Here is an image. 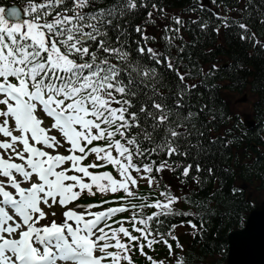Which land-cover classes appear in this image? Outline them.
Wrapping results in <instances>:
<instances>
[{
    "label": "snow or ice",
    "instance_id": "obj_1",
    "mask_svg": "<svg viewBox=\"0 0 264 264\" xmlns=\"http://www.w3.org/2000/svg\"><path fill=\"white\" fill-rule=\"evenodd\" d=\"M198 8L202 0L189 11ZM139 9L151 10L134 26L133 46L126 18ZM23 11L25 19L20 8L0 6V264H136L137 253L147 264H185L179 229L202 238L209 213L194 209L210 205L183 188L215 176L201 159L210 148L195 123L207 106L194 112L187 98L224 66L185 70L186 23L154 0L104 7L98 0H28ZM235 11L240 20L215 13L219 25L191 23L217 35L237 28L241 41L264 51V40L244 22L252 19L244 15L248 6ZM169 19L161 50L148 27ZM228 67L250 71L239 61ZM193 75L198 83L190 82ZM234 139L213 137L210 144L219 140L227 149ZM166 172L178 179L180 195ZM141 181L159 189L158 197L141 194ZM231 193L243 196L242 186ZM85 197L93 202L82 204ZM157 246L167 249L165 257L149 254Z\"/></svg>",
    "mask_w": 264,
    "mask_h": 264
},
{
    "label": "trees",
    "instance_id": "obj_2",
    "mask_svg": "<svg viewBox=\"0 0 264 264\" xmlns=\"http://www.w3.org/2000/svg\"><path fill=\"white\" fill-rule=\"evenodd\" d=\"M103 4H110L113 0H101ZM165 2V3H178L183 0H154V2ZM133 17H136V13H133ZM132 17L126 18V23H130L133 25ZM209 36L206 34L203 35L201 33L195 35V42H199V44L207 43V39ZM231 53L233 56V63L236 61L251 64L256 69L255 83L254 86L261 94L259 103L257 105V111L260 116L264 115V54L261 55H253L248 56L246 51V45L243 43H238V40L235 38L231 39L230 42ZM236 71L234 68L229 70V73L234 78V82L239 83L245 76V72L234 74ZM175 81V78L168 75V85ZM167 88V87H165ZM198 93L199 98H197L198 103L196 102V107L204 108L209 111H219V113L223 114L224 104L220 101L214 91L208 90H200ZM216 116V115H215ZM200 131H203L205 135L202 137L203 143L206 148H210V151L206 154L201 155V159L203 160L206 166H214L215 174L219 177L220 188L210 193L208 190L203 191L199 190L196 194L195 200L203 202L205 205H210L209 208L202 207L206 211L209 210L216 215L211 218V227L205 232L204 236L199 239L200 249L204 250H216L220 251L222 248L223 255L225 256L226 248H227V235L233 229H238L243 226L247 213L249 212L248 204L243 200L242 196H234L231 193L230 182H228V175L222 171V164L229 156V152L227 149H224V152L219 148L220 141L210 144V141L207 138L206 129L197 128ZM197 142V137L192 139V143L195 144ZM193 155H195V150H193ZM258 163L257 166L262 168L261 165L264 164V153L262 155H258L257 157ZM228 166V164L226 165ZM221 181L223 183H221ZM214 193V195H213ZM192 247L187 251V263L186 264H196L195 261L191 257ZM204 249V250H203ZM224 259H219L215 264H224ZM201 264V263H200Z\"/></svg>",
    "mask_w": 264,
    "mask_h": 264
},
{
    "label": "water",
    "instance_id": "obj_3",
    "mask_svg": "<svg viewBox=\"0 0 264 264\" xmlns=\"http://www.w3.org/2000/svg\"><path fill=\"white\" fill-rule=\"evenodd\" d=\"M227 264H264V206L251 211L244 229L231 233Z\"/></svg>",
    "mask_w": 264,
    "mask_h": 264
},
{
    "label": "bare ground",
    "instance_id": "obj_4",
    "mask_svg": "<svg viewBox=\"0 0 264 264\" xmlns=\"http://www.w3.org/2000/svg\"><path fill=\"white\" fill-rule=\"evenodd\" d=\"M241 71H234V74L240 73Z\"/></svg>",
    "mask_w": 264,
    "mask_h": 264
}]
</instances>
